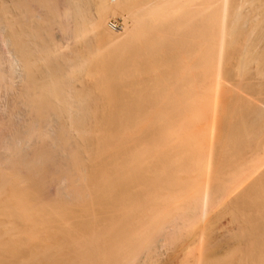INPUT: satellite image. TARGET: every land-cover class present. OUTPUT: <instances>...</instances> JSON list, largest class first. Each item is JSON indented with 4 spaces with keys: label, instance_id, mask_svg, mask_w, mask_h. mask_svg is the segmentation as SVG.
<instances>
[{
    "label": "bare ground",
    "instance_id": "6f19581e",
    "mask_svg": "<svg viewBox=\"0 0 264 264\" xmlns=\"http://www.w3.org/2000/svg\"><path fill=\"white\" fill-rule=\"evenodd\" d=\"M168 250L264 264V0H0V264Z\"/></svg>",
    "mask_w": 264,
    "mask_h": 264
},
{
    "label": "rangeland",
    "instance_id": "374dc122",
    "mask_svg": "<svg viewBox=\"0 0 264 264\" xmlns=\"http://www.w3.org/2000/svg\"><path fill=\"white\" fill-rule=\"evenodd\" d=\"M114 22H115V21H114ZM224 213H227V214H228L229 212L226 211V212H224ZM230 214L233 216V214L231 213V211H230ZM223 215H224V214H222V216H223ZM228 215H229V214H228ZM228 215H224V217L220 216V220H221V217H222V220H221V221H224V222L226 221V222H228L227 220L231 219V218L228 217ZM231 215H230V216H231ZM227 218H229V219H227ZM225 219H226V220H225ZM220 220H218L219 223L217 222L218 225H220ZM224 222H223V223H224ZM223 223H221V224H223ZM218 225H217V226H218ZM218 227L221 228L222 225H220V226H218ZM212 230H213V229H212ZM216 230H217V228H216ZM220 230H221V229H220ZM217 231H218V230H217ZM179 248H180V246L177 247L178 250H177L176 248L174 249V250H177L176 252H175L173 249H170V250H171L172 253H175V254H176V253H179V251L182 249V247L180 248V250H179ZM170 250H168V254L170 253L169 255H167V253H166L167 251H165V254L162 256L163 258H161L162 260H161V261H157V262L154 263V264H163L164 262H166V264H171V263L173 262V259L171 258V263H170V260H169L170 258L166 257V256H169V257L171 256V257H172V256L174 255V254L172 255L171 252H169ZM180 253H181V251H180ZM180 253H179V254H180ZM179 254H176V255H175L177 258H176V257H175V258L173 257V258H174V261L176 260V261L178 262V256H179ZM165 255H166V256H165ZM167 260H168V261H167ZM167 262H168V263H167ZM151 264H153V263H151ZM164 264H165V263H164Z\"/></svg>",
    "mask_w": 264,
    "mask_h": 264
}]
</instances>
